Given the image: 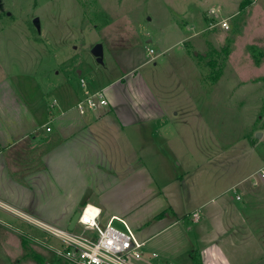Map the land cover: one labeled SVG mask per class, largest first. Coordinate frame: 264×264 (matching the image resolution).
Wrapping results in <instances>:
<instances>
[{"label": "rangeland", "instance_id": "rangeland-1", "mask_svg": "<svg viewBox=\"0 0 264 264\" xmlns=\"http://www.w3.org/2000/svg\"><path fill=\"white\" fill-rule=\"evenodd\" d=\"M0 3V97L12 96L41 116V97L47 85L81 69L83 76L95 79L103 76L109 83L131 77L136 92L143 91L144 83L162 99L169 112L178 114L179 119L168 127V134L151 136V127H140L139 143L135 141L140 156L139 179L117 185L106 195V203L116 207L124 201L126 206L131 205L128 197L135 196L137 193L133 192L139 191L138 188L146 187L148 179L161 188L192 176H201L203 182L228 184L251 174L264 159V139L256 146V159H247L244 154V145L258 143L262 136L256 135L264 132V0H0ZM34 18L39 20L40 34L33 26ZM222 19L227 21V30L218 25ZM191 35L195 36L186 44L176 43ZM96 44L102 45V64L91 55ZM149 50L153 52L150 55ZM68 81L79 89L77 76ZM52 96L44 94V102L51 103ZM71 112L78 113L76 108ZM118 143L105 142L104 146L119 153L120 137ZM89 144L93 156L100 159L96 144L92 141ZM236 144L238 151L234 149ZM27 145L30 146L29 139L18 146L16 163L29 167L34 161L30 162L27 153H21ZM203 157L206 161L211 159L209 168L203 166ZM62 161L66 163L64 166L54 165L55 168L47 170L45 180L78 183L81 177L68 167V155ZM123 162L121 157L114 161L119 166ZM78 174L81 176V172ZM86 178L85 190L88 186L93 190L95 186L88 202L98 205L96 188L106 187L104 179L100 178L97 185L99 177L93 168ZM250 181H254L253 177ZM50 192L48 184H44L45 199ZM80 209L78 205L76 210ZM113 227L123 231L117 223ZM29 228L26 222L0 210V264L50 262V249L43 246V239L51 236ZM74 232L88 235L79 226ZM42 251L45 256L40 255Z\"/></svg>", "mask_w": 264, "mask_h": 264}, {"label": "crops", "instance_id": "crops-1", "mask_svg": "<svg viewBox=\"0 0 264 264\" xmlns=\"http://www.w3.org/2000/svg\"><path fill=\"white\" fill-rule=\"evenodd\" d=\"M189 29L193 31L191 26ZM194 36L176 43L184 45ZM182 54L186 55L184 50ZM72 71L74 74L66 73L61 81L47 85L41 97V116H36L30 107L12 96L0 97V204L10 209L12 214L0 210L20 222H26L31 226L29 229L40 232V235L47 232L43 227L29 223L27 218L39 225L67 231L85 191L90 189V197L93 195L95 186L93 190L89 186L85 190L88 185L86 177L93 168L99 177L96 184L103 177L106 187L96 188L100 204L87 203L100 210L101 225L113 220L112 224L123 227L118 220L124 221L136 239L143 243L142 259L131 261L132 264H192V257L198 260V264H264V183L250 181L264 165V159L251 174L223 185L221 181L203 182L201 176H192L182 177L178 182L161 188L148 179L150 183L143 188L144 191L140 188L139 191H131L137 193L128 197L131 205L126 206L124 201L116 207L110 205L105 202V197L118 188L117 185L139 179L140 156L135 141L137 139L139 143L140 127H151L149 134L158 137L168 134V127L174 126L179 116L169 112L162 105V99L157 98L144 83L143 91H134L131 77L109 83L106 78L102 79L103 76L95 79L83 76L81 69ZM74 75L79 80L83 79L90 91L103 90L108 108L83 116L71 112L83 98L81 86L77 89L68 81ZM46 93H52L51 103L44 102ZM46 127L50 128L49 132ZM114 134L117 140L112 138ZM260 135L258 143L244 145L247 159L257 158L256 146L264 139V132L261 131ZM119 137L120 151L114 153L105 142L119 145ZM26 139L30 140V146L22 148L21 153H27L30 162L34 161L29 167L16 163L18 146ZM90 141L96 144L100 159L93 156ZM123 141L125 145H122ZM126 146L128 148L124 150ZM236 146L234 149L238 151ZM57 152L60 155H55ZM67 155V165L81 177L80 181H46L44 175L47 170L64 166L66 163L62 158ZM120 157L124 160L121 166L114 163ZM55 158L57 164H54ZM202 160L203 166L209 168L211 159L206 161L203 157ZM44 184H48L51 190L47 199ZM140 200L145 202L141 204ZM143 206L145 208L141 209ZM196 213L199 219L195 222L192 215ZM23 234L30 237L26 232ZM47 237L43 239V246L50 249V262L44 260L43 264H61L54 253L63 248L61 242L52 236ZM153 254L156 258L152 257ZM40 255L45 256V253L42 251Z\"/></svg>", "mask_w": 264, "mask_h": 264}, {"label": "built area", "instance_id": "built-area-1", "mask_svg": "<svg viewBox=\"0 0 264 264\" xmlns=\"http://www.w3.org/2000/svg\"><path fill=\"white\" fill-rule=\"evenodd\" d=\"M253 2L257 0H251ZM212 14L217 18L218 15ZM218 25L223 29H228V24L225 19L218 22ZM152 50L148 54H152ZM83 92V98L75 105L79 115L95 113L108 108V100L103 90L90 91L86 87V82L83 79L79 80ZM49 132L50 128L46 127ZM255 184L264 183V165L253 175ZM239 200L240 198L237 197ZM0 209L12 214V211L0 204ZM80 216L77 221V226L81 227L88 235L76 234L68 231H59L44 225H39L20 216L23 219L33 223L34 225L43 227L44 230L52 237L58 239L62 244V249L56 250V257L63 264H132L131 261H138L143 256V243H140L131 229L124 221H119L123 226V231L113 227L110 220L106 225L99 223L100 210L91 205L86 204L80 209ZM193 221H198V214L192 215ZM156 258V255H152Z\"/></svg>", "mask_w": 264, "mask_h": 264}, {"label": "water", "instance_id": "water-1", "mask_svg": "<svg viewBox=\"0 0 264 264\" xmlns=\"http://www.w3.org/2000/svg\"><path fill=\"white\" fill-rule=\"evenodd\" d=\"M2 9V4L0 3V10ZM33 26L35 27L36 31L38 34H40V24H39V20L38 18H34L33 21ZM91 55L95 58L96 62L98 64H102L103 63V49H102V45L100 44H96L92 49H91ZM260 134H257L256 137L257 138H260ZM91 195V190L90 189H87L79 203V207H83L87 204L88 202V199ZM80 216V212L79 211H76L70 222H69V225L67 227V231L68 232H73L76 228V225H77V221H78V218Z\"/></svg>", "mask_w": 264, "mask_h": 264}, {"label": "trees", "instance_id": "trees-1", "mask_svg": "<svg viewBox=\"0 0 264 264\" xmlns=\"http://www.w3.org/2000/svg\"><path fill=\"white\" fill-rule=\"evenodd\" d=\"M217 78L218 77L215 78V81H217ZM191 260H192V262H191L192 264H198V260L195 257H192Z\"/></svg>", "mask_w": 264, "mask_h": 264}]
</instances>
